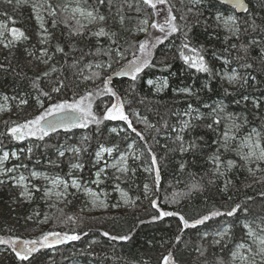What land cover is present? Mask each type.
I'll list each match as a JSON object with an SVG mask.
<instances>
[{
    "label": "trees",
    "instance_id": "16d2710c",
    "mask_svg": "<svg viewBox=\"0 0 264 264\" xmlns=\"http://www.w3.org/2000/svg\"><path fill=\"white\" fill-rule=\"evenodd\" d=\"M80 1L88 10L95 5V0ZM247 1L251 14H246L240 20L239 33L233 37L239 44L236 43L233 48L232 45L222 44V31L215 23L207 21L205 11L201 9L203 7H193L190 0H166L165 4L157 3L156 9L145 5L143 0H113L111 10L106 0L97 9L99 14L106 17L105 21L86 26L83 36L69 35L65 21L74 25V20L63 10L60 0H37L38 5H43L39 7L49 34L48 43H41L38 49L30 45L34 41V9L0 0V21L8 29V47L0 45V64L9 66L8 71L0 70V93L8 98L15 97L18 103L8 113L0 114V151H18L19 157L13 163L23 165L25 172L46 170L63 176L68 166L81 164L82 170L77 173L81 177L91 174L93 157L101 146L112 147L118 154L125 150L128 142H133L141 152L138 160L128 162L120 181V187L131 201L129 210L91 217L88 219L91 225H85L79 214V208L83 205L82 196L72 198L70 205L54 202L51 206V203L43 200L45 186L41 187L40 181L31 182L32 196L28 200L18 199L9 185L0 184V239L40 241L48 234V244L51 245L38 243L39 251L32 253L28 260L21 261L16 258L12 245L0 244V247H5L0 252V264H165V257H168V264H234L232 252L248 238V227L255 234L262 231L264 235V166L253 163L248 167L232 148L227 152L220 148L224 175H219L209 159L217 149L213 143L217 134L204 127L211 122L208 119L211 108L222 104L225 113H221V117L226 113L234 114L235 122L241 127L240 134L256 129L264 147V0ZM48 5L55 9V16L49 14ZM209 6L226 8L212 0ZM169 8L176 17L174 23L178 31L168 36L162 44L157 43L155 38L164 34L152 28L151 24L153 21L165 22ZM189 8L193 10L189 12ZM192 15L206 20V27L197 29L193 26ZM53 20L56 21L55 27ZM144 21L148 23L144 24ZM100 27L115 33L120 50H127L123 59L117 57L115 51L105 54L112 46L108 37L91 35ZM13 28L23 31L26 38L14 40L11 34ZM141 28L145 31H140ZM185 32L192 47L199 49L194 42L196 39L217 55L228 59L234 57L241 71L240 77H248L247 83L243 79L236 85L223 83L219 77L221 66H213L206 61L209 72H199L185 64L180 56ZM195 34L198 38H195ZM252 40L258 43L251 44ZM142 41H147L146 50H150L151 55L144 56L139 52ZM154 43L156 47L152 48ZM57 44L64 49L62 53L56 52ZM43 48L52 57L47 64L42 63L39 57L38 51ZM97 48L102 51L98 53ZM183 51L186 55H192L187 49ZM133 53L141 60L148 59L149 66L134 81L125 74L113 77L134 59ZM74 62L77 66L70 67ZM89 63L93 65L92 68L86 67ZM245 63L253 67H242ZM96 64H111V67L96 68ZM52 68H56V71L52 72ZM81 71L87 76L97 72L99 77L85 81L79 75ZM44 72L49 75L43 76ZM37 77L40 79L37 80ZM106 78H110L108 87L123 104L128 121L144 135V139L138 137L124 120L103 119L114 99L110 94L96 95L103 88ZM157 79H165L167 86L157 89L149 84V81ZM58 81H63L68 87L61 88L60 92H51ZM183 88H188L191 94L179 91ZM40 89L50 92L51 98L41 96ZM88 93L93 94L90 98L91 111L98 118V124L90 122L83 128H62L50 132L43 140L32 136L17 140L9 133L11 128L35 119L49 104L65 100L72 103ZM245 96L247 100L243 99ZM189 104L205 118L193 120L192 124L198 126L179 132L181 121L187 119L184 113ZM116 127H123L124 132L115 134L110 131ZM173 127L177 129L176 132L172 131ZM219 129L221 133L224 130L223 119ZM178 133L183 136L185 147L194 138L197 147L181 153L180 142L175 141ZM67 135L71 136L79 152L59 157L56 150L62 141H68ZM149 148L157 157L155 167ZM228 160L234 162L232 167L228 166ZM47 162L51 164L47 165ZM181 164L185 166L183 170ZM147 167L151 174L145 170ZM193 183H198L199 188L191 189ZM36 187L40 191H36ZM66 194L71 198L72 192L68 190ZM153 201L156 207H153ZM47 204L50 205L46 216L48 222L35 232L31 228L36 218L34 214H43ZM236 205H240V208L234 216H214L202 224L191 226L202 216L215 211L227 213ZM161 212L174 215L162 217ZM180 217L188 222L187 227ZM225 228L228 233L221 239L218 233ZM53 233L59 234L60 242L51 235ZM102 233H108V236ZM66 235H76L79 239L64 241ZM111 236H128L129 239L113 240ZM217 240L220 243H216ZM242 252L243 255L248 254L245 250ZM252 259L249 256V261ZM254 259L255 264H261L260 260ZM236 264H241V261L238 260Z\"/></svg>",
    "mask_w": 264,
    "mask_h": 264
},
{
    "label": "snow or ice",
    "instance_id": "6c2138e0",
    "mask_svg": "<svg viewBox=\"0 0 264 264\" xmlns=\"http://www.w3.org/2000/svg\"><path fill=\"white\" fill-rule=\"evenodd\" d=\"M6 3L12 4L13 0H5ZM21 0H15V3L19 5ZM106 0H95V5L92 7L91 10H87L84 8H81L77 6L76 8L73 9V17L72 19L74 20V25H70L65 21L66 27L69 28V35H84V29L86 25L81 23L80 19H77L75 17L76 13H79V15L83 18H85L89 24L95 23V22H103L105 21L106 17L104 15H101L98 13L97 9L99 6L105 4ZM109 9L111 10L113 6V0H107ZM143 3L145 5H148L152 7L153 9H156V4H165L166 0H143ZM190 3L193 4V7L201 3V0H190ZM218 3L221 5L225 4V0H218ZM231 8L235 11H241L243 10L245 13L249 12V9L245 8L243 0H230ZM40 7H43L41 5ZM131 7V5H129ZM49 8V14L52 16L56 15L55 9L51 6L48 5ZM33 9L36 14V18L38 21H40V29L42 30L43 33V38L41 39V43L45 44L48 43L49 40V34L47 33V29L44 27L43 23V17L39 14V8L37 5L33 4ZM193 9L189 8L188 11L191 12ZM227 14L223 13L220 10H217L215 19L218 24H222L223 27L231 34V35H238L239 33V26L237 24V18L234 14ZM181 19H184L183 16L180 17ZM176 17L173 16L171 8L168 9L167 15L165 18V24H159L156 21H153L151 24V27L154 29L159 30L161 33L164 35L162 37H156V42L157 43H163L164 40L168 38V36L176 33L178 31L177 25L174 23ZM144 24H147L148 21H144ZM165 25H167V30L165 28ZM56 26V21L53 20V27ZM0 27H3L0 25ZM140 31H145V29L141 28ZM11 34L13 36L14 40H19L20 38L24 37V32L20 31L16 28L11 29ZM3 33L0 32V36H2ZM91 35L95 37H108L111 40V45L108 51L105 54H110L111 52L115 51L116 56L123 59L125 52H122L120 50V45L118 44L117 40L115 39V33H110L105 31L103 27H100L98 31L92 32ZM251 44H257L258 41L252 40L250 41ZM5 47H8L7 44L4 45ZM152 48L156 47V44L151 45ZM233 48L236 47V45H232ZM243 47V46H241ZM148 48L147 41H142L139 44V52L144 55L148 56L151 55L150 50H146ZM183 49H187L189 53L192 55H186ZM247 51V49H244ZM64 49L60 47L59 44L56 46V52L62 53ZM102 51L101 48H97V52L99 53ZM134 59L129 61L128 64L125 66V69L122 70L123 73L127 76H129L133 81L137 79L138 74L145 68L148 67L150 62L148 59H143L141 60L139 57L133 53ZM180 56L181 59H183L184 63L187 64L190 68H195L199 72H209V68L205 63L203 55L200 54V49L194 48L191 46L190 41L188 39V33H184V42L182 43L181 46V51H180ZM40 59L41 62L44 64H47L49 60L52 59L51 56L48 55V51L46 48H43L40 50ZM242 59V58H241ZM228 61H225L227 63ZM77 66L76 62H74L70 67L75 68ZM86 67L92 68L93 65L91 63L87 64ZM96 68H110L111 64L107 65H102V64H96ZM242 67L249 69L252 68L253 65L250 63H245L242 65ZM0 70L2 71H8L9 66H5L3 64H0ZM52 72L56 71V68L51 69ZM49 75L48 72H44L43 76L47 77ZM80 76H83V80H89L92 79L93 77L98 78L99 73L93 72L91 76L83 75V72L81 71L79 73ZM40 78L37 77V80ZM226 79L229 84H233L236 82H239V80L243 79L244 83H247L248 77H239L236 70H232L231 75H226ZM252 79H255L252 77ZM110 83V78H106L103 82V88L100 89L99 91L96 92V95L100 94H110L113 97L116 96V93L112 91L111 88L108 87ZM151 84L152 82L149 81ZM164 86H167V81L164 82ZM68 85L65 84L63 81H58L56 85H54L51 88V92H60L61 88H67ZM179 91L191 94L190 90L188 88H183L180 89ZM39 94L41 96L49 97L51 98V93L48 91H44L43 89L39 90ZM93 94L88 93L87 95L80 97L78 100H74L72 103H68L66 100L61 101V102H56V103H51L49 104L45 109L44 112L41 113L39 116H37L35 119L30 120L25 122L23 125H19L16 127H13L9 130V133L13 135L14 139L17 140H23L25 136H32L35 137L38 140H43L45 136H48L50 132H55L59 128H63L65 130H70L71 128L74 127H87L88 123L90 122H96L97 124L99 123L98 118L92 113L91 111V102L90 98ZM244 100H247L248 97L245 96L243 97ZM87 101V103H86ZM22 103H27V101H22ZM40 103V101H38ZM41 107H44L42 103H40ZM205 107H209L208 105H205ZM195 113V115H194ZM221 113H225V108L224 105L218 104L215 107L211 108V112L209 114L208 119H210L211 122L206 123L204 127L208 128L209 130H212L216 132L217 134V139L213 141L217 145L216 152L209 158L211 162L215 165V172L218 173L219 175H224V172L221 171V156H220V148H223L225 152L229 151L231 149V143L232 141L236 140L235 136V131L238 130L240 125L237 124L236 117L232 113H226L223 117H221ZM185 116L189 117V119L182 120L181 121V127L179 129V132H185L186 130H189L193 127H196L198 125H193L192 121L193 120H201L204 119L205 117L200 114L198 109H194L191 104L188 105V109L184 113ZM103 119L105 120H115V119H120L128 122L129 128H132V131L135 132V134L140 137L141 139H144V135L141 132L136 131L135 128L132 127V124L130 121H128L127 115L123 111V104H116L113 103L110 108H107ZM223 120H227L229 123H226L224 126V130L221 133L219 129V125L221 124ZM46 125V126H45ZM148 127H154L153 125H148ZM173 132H176L177 129L173 127L172 129ZM157 132H159V129H157ZM39 133V134H38ZM254 134V135H253ZM198 139H203V137H199ZM175 141L180 142V151L181 153L195 149L197 147L196 144V138L193 139V141L189 142L188 146L185 147L184 145V138L181 136L179 133L175 137ZM131 147V145H129ZM247 148L249 151L247 153L243 152V149ZM29 152H31V149H28ZM71 151L79 152V149H71ZM237 151V154L241 156L242 159L244 160H250L251 158L255 157L257 160H262L264 161V147H261V141H260V133L257 132L256 129H252V132L243 138V140L240 142L238 147L235 149ZM257 151L259 152V155H257ZM103 152H107L109 155L113 152L112 148H101L100 151L96 153V163L100 162V157ZM149 154L152 156V165L155 167L158 163L157 157L154 153L151 152V148H149ZM65 155L64 151L59 152V156L63 157ZM13 156H15V153H13ZM3 158L6 160L8 158V153H4ZM125 160V156L121 154L119 157V160L117 161L116 164L110 165L113 168H117V171L124 172L126 171V167H124L122 164L120 167H117V164H120L121 161ZM233 161L228 160L227 164L229 167L233 166ZM71 167L73 168H82L83 165L81 164H72ZM184 164L180 165L181 170L184 169ZM6 171L11 172L13 169H7ZM104 172V169L101 168L97 171L96 176H97V181H94V183L99 182V177L100 174ZM33 177H37L39 174L36 172L32 173ZM25 177L21 176L19 178V182H23ZM45 179H50L51 184L53 185L52 189H45L44 195L45 196H50L52 194L56 195L57 197H60L63 195V192L55 191L56 188L60 187L63 185V188L67 190L68 184L64 180H62L59 177H45ZM119 179V177H117ZM159 180V169L157 168V181ZM0 183H3V181H0ZM15 186V185H14ZM72 186L73 187H79L78 182L74 179L72 181ZM191 189H198L199 184L198 183H193L191 186ZM146 189V195H147V190H148V185H145ZM36 191H40L39 187L35 188ZM28 190L25 187V191L21 193V196L28 195ZM102 203V202H101ZM153 207H156L155 201H153ZM240 208V205H236L233 207L230 211L227 213L215 211L211 212L209 215L202 216L199 219H196L194 223L191 225L192 227H195L198 224L204 223L206 220L210 219L211 217L214 216H220V215H227L229 217L234 216L237 212V210ZM246 211V210H245ZM160 215L163 216H170L174 215V213L171 212H161ZM155 219V218H154ZM181 221L184 223L185 227L188 226V222L184 220L183 217H180ZM247 227V225H245ZM228 233V229L225 228L222 232H219L218 235L223 239V237ZM105 236H108V233H102ZM51 235H54L57 237V242H60L59 240V234L58 233H53ZM248 235L250 237H253L254 242L257 243V250L253 252L252 248L250 246L247 247V255H243L241 253V249H245L246 245L241 243L236 246V250L232 252V259L236 260L239 259L241 261V264H255V259L254 257L259 255L261 257V264H264V236L261 237H255L254 233L252 232L251 229L248 230ZM79 239L78 236L76 235H71V236H65L64 241L68 240H76ZM110 239L116 240H127L129 239L128 236H111ZM177 240H179V237H177ZM44 245V246H51L48 244V234H45L42 240L36 241V240H20V239H14L11 241H5L0 239V244H10L12 245V250L15 252L16 258L21 261H25L29 259V256L32 253H35L39 251V248L37 247V244ZM216 243H220L219 240L216 241ZM19 245V247H17ZM249 256L253 257L251 261H249ZM165 264H168V257H165Z\"/></svg>",
    "mask_w": 264,
    "mask_h": 264
},
{
    "label": "rangeland",
    "instance_id": "374dc122",
    "mask_svg": "<svg viewBox=\"0 0 264 264\" xmlns=\"http://www.w3.org/2000/svg\"><path fill=\"white\" fill-rule=\"evenodd\" d=\"M1 1L5 2V0H1ZM36 1L37 0H21L20 4L17 5L15 3V0H13V3L10 5H14V6L27 5V6L31 7L32 9H33V4L37 5V7L39 8V14L43 17V23H44V14L41 12L40 7H39L40 5H38L36 3ZM209 1L210 0H201V3L198 4L199 6L203 7L201 9H204L203 12L205 11L204 13H205V15H207V21L209 20L211 23H215L218 26V28L222 31V33L224 34L223 38H221L223 45H226V46L227 45H229V46L235 45L236 43H238L233 39V37H235V35H231L223 27V25L218 24L216 19H215V15H216L217 10L222 11L223 13H225V15L232 14L234 12V10L231 7L221 5L217 2L216 3L218 5L223 6V7L225 6L226 8H212V7L210 8ZM60 2H61V5L63 7V10L72 17L74 15L73 9L76 8L77 6L86 9L81 4L80 0H60ZM246 3L248 5L247 9H249L248 13H245V12L237 13L236 11L234 12V14L237 18L238 26L240 24V20L242 18H244L246 14H249V15L251 14L249 2L246 1ZM34 14H35V12H34ZM75 17L77 19H80L81 23L86 25V26L93 24V23L89 24L85 18H83L79 15V13H76ZM34 19H35V26L32 30L33 36H34L33 37L34 41L31 42L30 45H32V48L40 49L39 46H41L40 41L43 38V33H42V30L40 29V21L37 20L36 14H35ZM207 21L203 20L201 18V16H199V15H192L191 16V22H192L193 26H195L197 29H201V28L206 27V25L208 23ZM158 23L159 24H165V22H163L162 20H160ZM0 25L3 26V27H0V32L3 33V35L0 36V45L4 46L5 44H7V41H8V36H7L8 29L2 21H0ZM201 26H204V27H201ZM165 27H167V25H165ZM195 35H196L195 38H198V35L197 34H195ZM194 42L196 43V45L200 49V53L203 55L204 60L207 63H209L213 66H221L222 69L219 71V77L223 83H225L227 85H236L238 83V82H236L233 84H229L227 79H226V75H231L233 69L236 70L238 76L240 77L241 71L237 65L238 62H236V60H234V57H233V59L232 58L228 59V57H225L223 55H217L213 50L208 49V47H206V45H204V43H202L196 39H194ZM38 53L40 54V50L38 51ZM225 61H228V62L225 63ZM165 81H166L165 79H157L155 81H151L152 83L151 84L149 83V84L154 85L155 88L159 89L160 87L164 86ZM113 103H116L118 105L121 104V102L117 96L114 97L112 103L110 104V106L108 108H110ZM17 106H18V103L16 102L15 97L14 98H8L7 96H4L0 93V114L8 113L11 108L17 107ZM39 110H41V108ZM187 119H189V117H187ZM226 123H229V122L227 120H223V126H225ZM240 128L238 130H234L236 140L230 142L232 151L236 154H237V151H235V149L238 147L240 142L243 140L244 137L248 136L252 132V130H251L248 133L240 134V132H241ZM110 131L115 133V134H118L120 132H124V128L123 127L111 128ZM66 138L68 139V141H66V140L62 141L60 143V146L56 150L58 156H59L60 151H64L65 154L78 153L75 151H71V149H78L76 144H74L73 140L71 139V136L69 137L67 135ZM260 141H261V135H260ZM129 145H131V147H129ZM261 147H263L262 142H261ZM101 148H112V147L101 146L95 152V155H94L93 160H92L93 161L92 162L93 163L92 164V172L89 176L87 175L85 177H81L78 175L81 172L82 168H73V167H71V165L68 166L66 169H64L65 173L63 176H60L58 174H55V173H52V172H49L46 170H40V171L31 170V171L25 172L22 169L23 165L13 163L15 161V159H17L19 157L18 151L2 149L0 151L1 152V154H0V181H3V183H0V184H2L3 186L9 185V187L11 189H13L12 191L16 193L18 199L28 200L32 196V189L30 186L32 181H34V180H36L38 182L40 181L41 187L45 186V188H44V192H45L46 188L47 189L53 188V185L51 184L50 179H45V177H49V178L59 177L62 180H64L65 182H67V184H68L67 190H65L63 188V185H61L60 187L56 188L55 191L63 192L64 193L63 195H61L60 197H57L54 194H52L50 196L44 195L43 200L47 201L49 204L51 203V206H53L55 204L54 202L64 203V204L70 205L73 201L72 198L77 199L76 197L82 196L83 205L81 208H79V214L82 216V219L85 221V225H88L91 223L88 220L91 217L98 216V215H101V214L106 213V212L119 213V212L124 211V210H129L130 205H131V201L129 200V198H128L127 194L124 192V190H122V188L120 187V181H121L122 177L124 176L125 171L124 172L117 171V168H113L110 165L116 164L117 161L119 160V157L121 156V154H123L125 156V160L121 161L120 164H117V167H120V165L122 164L124 167L127 168L128 162L130 160H138L141 157V152H140V150H138L136 148L135 144L133 142H128L125 150H123L122 152H119L118 154L115 153L114 148H112L113 152L111 153V155H109L107 152H103L101 157H100V162L96 163V153L98 151H100ZM248 151L249 150L247 148L243 149L244 153H247ZM4 153H8V158L6 160L3 158ZM13 153H15V156H13ZM237 155L240 156L239 154H237ZM257 155H259L258 151H257ZM59 157H61V156H59ZM240 158H241V156H240ZM242 160H243L244 164L247 165L248 167L250 165H252L253 163H259L260 165L264 166V161L257 160L255 157H253L247 161L244 159H242ZM46 164L50 165L51 163L47 162ZM101 168L104 169V172H102L100 174L99 182L94 183V181H97V179H98L96 176V173ZM7 169H13L14 173L12 171L11 172L6 171ZM145 170L151 174L150 168L147 167V168H145ZM33 172H36L39 175L37 177H33V175H32ZM21 176L25 177L23 182H19V178ZM117 177H119V179H117ZM74 179L79 184L78 188L72 186V181ZM25 187L27 188L29 194L21 196V193L25 191ZM68 190H69V192H72L71 198H68V195L66 194V191H68ZM106 194L108 195V198L106 197ZM49 204H47L48 207L45 208V211L43 212V214H40L38 212L36 214H34L36 218L34 219L33 225L31 227V228H33V231L38 232L42 227L46 226V224L48 222L46 220V216H47L48 209L50 206ZM41 215H43V216H41ZM247 229L249 230L251 228L248 227ZM252 232L254 233L255 237L264 236L262 234V231H261V233H258V234H255L254 230H252ZM218 237H219V235H218ZM247 237L248 238L246 239V241L243 242V244L246 245V248L241 249L242 254H243V252H242L243 250H245L247 252L248 246H250L252 248L253 252H255L257 250V243L254 242L253 237H250L248 234H247ZM4 248L5 247H0V252L5 250ZM255 258H257L258 260L261 261V257L259 255L255 256ZM238 260L239 259H236V260L232 259V262L234 264H236L238 262Z\"/></svg>",
    "mask_w": 264,
    "mask_h": 264
},
{
    "label": "water",
    "instance_id": "95a60500",
    "mask_svg": "<svg viewBox=\"0 0 264 264\" xmlns=\"http://www.w3.org/2000/svg\"><path fill=\"white\" fill-rule=\"evenodd\" d=\"M212 1L218 3V0H212ZM243 2H244V6H245V8H247L248 5H247L246 1L243 0ZM224 5L227 6V7H231L230 0H225V4H224ZM236 12H237V13H242V12H244V11L241 10V11H236ZM123 75H124L123 71L120 70V71H118L117 73H115V74L113 75V77H118V76H123ZM45 126H46V125H45ZM59 129H62V128H59ZM59 129H57V130H59Z\"/></svg>",
    "mask_w": 264,
    "mask_h": 264
},
{
    "label": "flooded vegetation",
    "instance_id": "af4514ba",
    "mask_svg": "<svg viewBox=\"0 0 264 264\" xmlns=\"http://www.w3.org/2000/svg\"><path fill=\"white\" fill-rule=\"evenodd\" d=\"M247 1V0H246ZM0 154H1V152H0Z\"/></svg>",
    "mask_w": 264,
    "mask_h": 264
}]
</instances>
